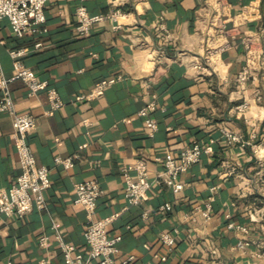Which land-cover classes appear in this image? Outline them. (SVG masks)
Masks as SVG:
<instances>
[{
  "label": "crops",
  "instance_id": "0c3cea01",
  "mask_svg": "<svg viewBox=\"0 0 264 264\" xmlns=\"http://www.w3.org/2000/svg\"><path fill=\"white\" fill-rule=\"evenodd\" d=\"M79 4L92 12L120 5L130 13L121 27L106 20L81 36ZM46 15L45 31L24 35L8 18L0 20V78L14 73L10 49L26 47L24 63L65 101L51 109L46 89L31 95L24 80L11 82L18 109L37 119L28 138L53 180L45 208L0 216V264L8 258L68 264L53 220L62 239L85 253L88 214L75 200V183L87 178L103 189L96 216L117 215L109 231L123 235L119 256L133 254L128 264H264V0H49ZM226 40L230 47L217 50ZM247 64L251 75L240 82ZM110 76L118 79L104 93L78 98ZM153 99L159 128L151 135L139 110ZM244 101L249 105L239 112ZM224 129L241 140L229 141ZM195 140L210 151L181 175L185 184L176 191L163 178L164 158ZM17 145L12 115L0 110V185L6 188L22 169ZM137 158L148 162L154 183L132 204L122 167ZM231 221L249 227L250 244L238 245L243 232ZM164 231L176 237L171 250L160 238Z\"/></svg>",
  "mask_w": 264,
  "mask_h": 264
},
{
  "label": "built area",
  "instance_id": "2783aa9c",
  "mask_svg": "<svg viewBox=\"0 0 264 264\" xmlns=\"http://www.w3.org/2000/svg\"><path fill=\"white\" fill-rule=\"evenodd\" d=\"M49 0H0V20L8 18L12 29L18 35H24L27 31H45L47 15L46 5ZM130 12L126 11L120 5H113L105 12H92L85 4H79L76 8L77 15V33L81 36L88 35L93 26L102 21L109 20L113 22L115 27L123 25V17ZM0 43L2 37L0 33ZM36 47H41L44 43L42 40L35 42ZM230 47L228 40L222 41L216 48L217 50H225ZM249 50L252 49L248 42ZM26 52V47H14L10 49V53L14 58V73L10 76L2 74L0 78V110L9 111L13 121V135L16 139L17 150L21 163V171L17 175V179L7 188L0 185V216L11 217L14 215H24L35 208L43 209L47 206L46 190L52 184L50 168L38 162L36 154L29 141V133L36 127L37 119L35 115L29 111L19 110L11 82L16 79H22L26 82L28 93L36 95L41 89H46L51 109H56L65 104L58 89L49 84V82L40 77L32 67L26 65L22 60V55ZM196 66H200L197 63ZM252 68L247 64L238 74V80L245 82L251 75ZM118 77L110 76L101 78L86 93L78 95L79 99H91L98 97L104 93L105 89L113 84ZM249 103L244 101L237 105L239 112L246 110ZM157 103L153 99L142 106L139 113L145 117V122L149 127V133L153 135L159 128L157 119L152 115V111L156 108ZM224 134L229 141L241 140L239 133L232 129H224ZM210 151L209 146L203 145L198 140L186 145L180 151L178 156L168 153L164 158L165 172L164 180L178 191L183 188L184 182L181 175L189 170L191 165L199 161L204 152ZM56 160L63 162L69 166L72 163V157L63 158L59 155ZM122 171L125 177V194L132 204H139L148 193L152 186V179L149 176V165L143 158H137L131 163L123 165ZM76 198L75 200L82 203L86 209L88 222L85 228L84 236L87 249L83 253L76 251V245L72 242L62 239L58 230V224L52 221L53 227L56 229L57 236L65 260L68 264H92L94 260H98L99 264H128L134 255H126L120 257V241L122 234H111L109 226L117 216L115 213L102 217L96 216V207L98 197L103 192L101 183L96 178H87L75 183ZM164 208H171L170 203L163 205ZM211 203H208V208ZM208 215V212H207ZM230 226L237 227L243 232V236L238 242L242 248L250 244L251 238L249 227L244 224H237L235 221L230 222ZM160 238L171 250L176 242L174 233L164 231L160 234ZM49 236L47 234L40 235V244L45 246L48 244ZM166 261L167 255L162 256ZM3 264H15L12 258H8ZM29 264H42V262H33ZM165 264V262H164Z\"/></svg>",
  "mask_w": 264,
  "mask_h": 264
}]
</instances>
